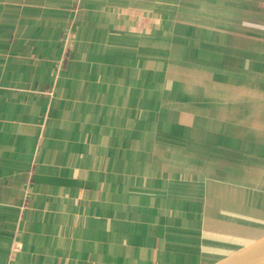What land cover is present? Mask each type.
Listing matches in <instances>:
<instances>
[{"label": "crops", "instance_id": "0c3cea01", "mask_svg": "<svg viewBox=\"0 0 264 264\" xmlns=\"http://www.w3.org/2000/svg\"><path fill=\"white\" fill-rule=\"evenodd\" d=\"M81 1L0 0V264H215L263 238L264 0L198 6L180 115L148 41L113 35L125 0Z\"/></svg>", "mask_w": 264, "mask_h": 264}, {"label": "rangeland", "instance_id": "374dc122", "mask_svg": "<svg viewBox=\"0 0 264 264\" xmlns=\"http://www.w3.org/2000/svg\"><path fill=\"white\" fill-rule=\"evenodd\" d=\"M207 1L208 0H125V4L116 7L122 8L120 12V17L122 19L120 20V23H117L118 27H115V29L113 30V35L116 38H119L120 35H123L121 34L122 32L125 33L127 37L131 36L129 37L130 43L125 42L124 44H121L124 50H133L135 48L137 52L142 51L139 49L141 47L143 48V44L139 43L140 40H142L143 38L144 42L148 41L147 43L151 48L149 50L151 53H142V61L145 62L144 64H146L142 68V72L147 75H152L154 79L156 78V84L158 87L162 88V92L166 94L169 91V94L173 99L172 111H179V115L180 111L182 110V102L179 99L181 93L180 91H175L173 94L170 85L173 84L171 86L181 88L180 78L183 77V74L185 75L188 67H190L193 71H197L199 69L198 67L205 66V62H200L197 60L188 61L186 59H183V57L195 56L198 52V48H192L190 51V55H187V52H184L185 48H182L181 44L185 40L197 37L198 25L201 24V8H198V6H201L202 3H205ZM81 2L82 1L80 0L79 8H75V11H77L79 15L83 14ZM113 4L117 5L116 3ZM112 9H114V7L112 6L108 8L110 14H113L115 10ZM162 25L164 27V31H158V28ZM168 26H170V28L165 29V27ZM167 30H169V34H171L169 36L171 37L164 36V33ZM63 37V60L56 64H61L60 69L64 71L66 69V63L68 62V53H71V50L74 47L73 42L75 41V34L73 32L71 33L70 31H67ZM111 40H113V42L110 43L111 48L114 45L115 48H117L118 39ZM173 48L175 49L174 54H170L169 58H167V52H170V50L168 49ZM140 54L141 53H138V55ZM151 56L152 59L151 61H149L148 57ZM58 67L59 66L55 67V71L57 73L60 70ZM139 70L140 69H138L137 71ZM156 92L160 93L159 91ZM158 98L159 100L163 99V102L165 100L170 102V99H167L164 96H160ZM184 105L183 107H185ZM190 107H197V101L194 100V102H191ZM137 115L140 116L142 120L149 119L148 117L151 118L150 114L148 112H144L143 110L141 111V113L137 112L136 116ZM157 115L158 114H156V116ZM145 126L151 127L153 130L152 133L154 135L160 134L161 136V131L159 130L160 124L142 125L141 127ZM171 127L172 129L170 130L169 128ZM182 127L183 126L181 125H169L166 128L165 125H162V132L165 134V138L166 135H175V138H179L183 133ZM166 146L167 148L170 147V145L167 144ZM155 147L162 149L161 147L164 146L159 147L154 145V148ZM171 151L168 150L169 153ZM160 159H162L163 161H166V159L168 161L172 160L171 157ZM173 159H176V157H173ZM159 172L160 171H156L154 173H144L140 174V176H142V178H148L150 175L157 177L161 176ZM174 180L178 183H182L184 181L187 182L188 180L189 182H192L194 181V177L190 176L189 179H187V176H179L178 178L173 177L171 179V182H174Z\"/></svg>", "mask_w": 264, "mask_h": 264}, {"label": "water", "instance_id": "95a60500", "mask_svg": "<svg viewBox=\"0 0 264 264\" xmlns=\"http://www.w3.org/2000/svg\"><path fill=\"white\" fill-rule=\"evenodd\" d=\"M215 264H264V237Z\"/></svg>", "mask_w": 264, "mask_h": 264}]
</instances>
